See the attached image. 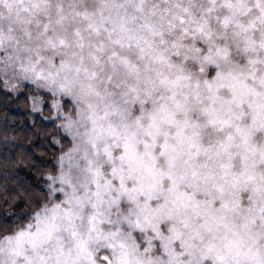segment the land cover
Instances as JSON below:
<instances>
[{"label": "snow or ice", "instance_id": "1", "mask_svg": "<svg viewBox=\"0 0 264 264\" xmlns=\"http://www.w3.org/2000/svg\"><path fill=\"white\" fill-rule=\"evenodd\" d=\"M0 91L55 129L0 264H264V0H0Z\"/></svg>", "mask_w": 264, "mask_h": 264}, {"label": "trees", "instance_id": "2", "mask_svg": "<svg viewBox=\"0 0 264 264\" xmlns=\"http://www.w3.org/2000/svg\"><path fill=\"white\" fill-rule=\"evenodd\" d=\"M45 109L44 115H48ZM5 134L8 141V164L0 163V199L24 192L28 183L42 182L41 173L48 166L50 146L47 141L55 134L52 123L42 121L30 110V102L16 94L5 96L0 91V161L5 158ZM7 190V191H6ZM5 210L7 206L3 205Z\"/></svg>", "mask_w": 264, "mask_h": 264}]
</instances>
